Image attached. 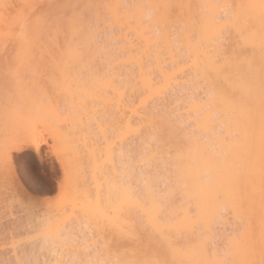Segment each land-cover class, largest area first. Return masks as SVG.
<instances>
[{
	"label": "bare ground",
	"instance_id": "1",
	"mask_svg": "<svg viewBox=\"0 0 264 264\" xmlns=\"http://www.w3.org/2000/svg\"><path fill=\"white\" fill-rule=\"evenodd\" d=\"M261 3L262 0H0V65H3L2 60L10 63L13 59L16 69L28 65L32 59L84 60L99 51L102 54L106 49L103 50V46L94 39L98 29L94 28L102 25L112 30L105 32L104 41L116 43V48L111 46L103 54H109V58L116 61L121 58L120 63L123 59V66L133 63L141 69V58L152 56L156 49H150L156 45L165 46L169 56L176 60L181 51L173 49V42L165 30L171 23L168 14L175 9L187 14L183 18L187 21V31L197 33L196 40H192L187 32L181 40L186 56L193 58L195 71L190 82L197 83L201 77L206 81L208 99L202 103L195 101L190 106L197 110L191 114L195 118L190 121L196 123V128L202 133L201 138L198 134L196 137L193 130L190 133L187 130L189 134L185 131L186 140L183 134L185 150H180L184 154L177 152L179 157L173 155L177 165L171 179L169 175L165 176L170 179H166V183L171 185L166 186V191L161 190L165 182L161 180L162 186L160 180H155L157 176L160 179L161 174L155 178L150 175L151 180L145 178V190L141 191L144 194L139 191L141 188L131 190L132 184H128L127 179L133 180V176L128 168H123L120 173L115 171L114 177L107 180V199L110 201L112 196H117L121 197L117 201L125 203L128 209L135 206L140 212L136 214L140 215L137 227L143 230L137 235L135 226L128 219L133 217V212H127L130 217L124 212L125 226L129 228L120 223L125 231L133 230L138 246L130 244L134 240L129 235L131 232L123 234V238H131L125 242L129 240V246L135 248L125 246L123 257L117 259L118 264H249L250 261L259 264L264 259V9ZM61 5L78 7L67 9ZM152 22L158 23L162 34L152 33ZM148 28H151V33ZM113 29L118 34L114 32L116 35H111ZM225 29L229 34L224 38L222 32ZM225 39L236 41L232 52L226 50L224 42L228 41ZM120 41L124 44L121 45ZM157 55L155 53V57ZM118 64L114 66L118 67ZM142 80L143 89L153 92L149 78ZM176 95H173L175 100ZM0 97L1 102L4 97ZM141 100L139 107L144 111L150 109L141 107L147 102L146 98L145 102L143 98ZM12 105V109L7 107L6 111L3 109L1 112L0 108V138L5 137L4 142L15 139L12 150L19 151L32 145L38 151L46 142L33 139L32 134L28 136L30 131L23 127V121L25 126L24 118L29 117L24 115L25 112L23 117L16 105ZM156 106L151 108L156 110ZM31 107L33 109V105ZM136 107L129 108L131 115L142 111L137 114L147 117L139 107L136 111ZM155 110L153 113L147 110L146 114H153V117L158 113ZM188 117L191 119L189 114ZM29 119L27 123L32 122ZM126 119L125 124L130 126V117ZM19 136L31 140L16 141ZM137 139L133 144H121L117 151L119 158L128 155L126 153L134 145L142 147L147 142L146 138ZM120 182L124 185L127 182L129 187ZM156 182L160 183L159 191ZM118 184L123 191L117 192ZM155 186L158 187L156 190ZM57 226L54 228L41 223V233L45 238L40 248L47 251L57 248L60 251L58 247L76 235L74 226L63 231H58Z\"/></svg>",
	"mask_w": 264,
	"mask_h": 264
},
{
	"label": "rangeland",
	"instance_id": "2",
	"mask_svg": "<svg viewBox=\"0 0 264 264\" xmlns=\"http://www.w3.org/2000/svg\"><path fill=\"white\" fill-rule=\"evenodd\" d=\"M168 15L171 16V23L165 30L168 38L173 42V49L181 51V54L176 56V60L169 56L165 46L156 45L150 50H158L159 52L155 51L158 55L155 57L154 51L152 56L144 55L141 58V69L133 63L123 66V59L122 64L119 61L121 58L117 60L121 64L119 65L116 60L109 58V54H103L113 46L116 48V43L112 41L114 44H111L112 42L108 44L106 40L104 41L105 32L112 30L111 27L105 28L102 24L101 27L94 28H98L94 38L98 41L95 40L96 43L103 46V50L106 49L102 54H99V51L88 55L89 58L84 60L32 59L29 60L28 65L18 69L15 68V60L11 59L14 62L10 60V63L8 60H2L0 96L4 98L0 102L1 112L7 107L11 108L12 104V107L16 105L22 116L25 112L24 115L31 118H27L32 121L31 123H27V119L24 118L27 124L25 126L23 121V127L30 131L28 136L31 137L32 134L33 139L46 143L42 144L38 151L32 145L17 151L12 150L15 139L4 142L5 137L0 138L2 144L0 145V264H13L18 260L36 261V264L105 260L110 264H116L117 259L123 257L121 254L125 246L131 249L135 248L132 246H138L134 235L143 231L137 227L140 215L136 214L140 212H137L135 206L128 209L125 203L117 201L121 197L112 196L110 202L106 194L107 180L114 177L115 171L120 173L123 168L124 170L128 168L130 175L133 176L132 181L127 179L128 184H132L130 189L141 188L139 191L144 192L146 182L144 180L146 177L151 180L150 175L155 178L161 174L162 179L158 176L155 179L160 180L161 184V180L167 182L165 176L169 175L171 179V173L173 174V169H176L177 165L176 156L179 157L180 153L184 154L182 152L185 150L183 140L184 138L186 140L185 131L189 134L193 130L196 137L199 135L200 138L202 135L196 128V123H191L193 121L191 114L197 110L191 109L190 106L195 101L202 103L208 99H206L208 96L206 81L202 77L197 83L190 82L195 71L193 58L187 57L182 48L181 38L184 33H189L192 40L197 39V33L187 31V21L183 19L187 16L186 13L175 9ZM155 22L150 26L152 30L151 28L147 30L162 34L158 23ZM114 32L115 29L111 35H116ZM116 33L118 34V31ZM228 34L226 29L222 32L224 38ZM227 41L224 42L228 48L226 50L232 52L236 41L230 39ZM119 43L124 44L121 41ZM116 63L118 67L114 66ZM143 78H149V83L153 84V92L150 89L151 93L143 89ZM109 81H112L111 84ZM173 95L179 97L175 100ZM142 98L143 101L146 98L147 102L141 104V107L150 108L147 109L150 112H154L155 109L152 108L156 104V108L160 107L155 110L158 111L154 113L155 116L152 117L153 114L149 111L152 115L146 114L147 110L144 111L139 107ZM8 100L10 103H7ZM127 104L131 105L128 107ZM150 105L153 107L151 108ZM136 106L140 111L142 109L148 118L142 117L143 114L139 115L142 111L140 113L138 111L139 114L136 115L132 112L131 115L130 109ZM138 107L135 108L136 111L139 110ZM28 110L30 111L27 112ZM188 114L191 119H188ZM195 115L198 116L197 113ZM126 117L128 119L130 117L128 120L130 126L128 123L127 126L125 124ZM149 118H152L151 121L148 120ZM19 137L16 141L31 140L25 136V138ZM137 138L141 140L146 138L147 142L142 147L134 145L130 148L131 151L126 153L128 155L119 158L117 151L121 144H133L137 142ZM180 149L183 151L181 152ZM152 152L155 156H152L154 154ZM177 152L179 155H176ZM157 171L160 173L157 174ZM165 183H163L164 188H161L162 191H166V186H171L167 184L168 182L167 185ZM159 184V188L156 185L155 190L157 188L158 191L160 190ZM120 189L118 184L117 192H120ZM142 192L141 194H144ZM176 192L178 194V191ZM164 194L166 196L165 192ZM178 197L180 198L178 195L173 198ZM107 202L110 204L108 205ZM117 209H120L119 212ZM130 210L133 212L131 214L133 217L128 219H131L130 223L135 226V233L133 230H128L131 232L129 234L127 231L129 227L125 226V218L131 216L127 214V212L131 213ZM120 222L127 228L126 231ZM41 223L53 225L54 228L58 224V231L74 226L76 235L70 238L67 244L60 245L58 247L60 251L57 248L47 251L40 248L45 238L41 233ZM132 226L131 229H134ZM125 233L133 237L132 243L128 236H125L129 239L125 242L126 239L123 238ZM129 243L136 245L129 246Z\"/></svg>",
	"mask_w": 264,
	"mask_h": 264
},
{
	"label": "snow or ice",
	"instance_id": "3",
	"mask_svg": "<svg viewBox=\"0 0 264 264\" xmlns=\"http://www.w3.org/2000/svg\"><path fill=\"white\" fill-rule=\"evenodd\" d=\"M60 7H64L67 9H73L75 7H78L76 5H61ZM261 8L264 9V0H262ZM13 264H36V261H30V260H18L13 262ZM68 264H110V262L105 260H88V261H77V262H68ZM147 264H153V262H147ZM249 264H256L255 261H250ZM259 264H264V259H262Z\"/></svg>",
	"mask_w": 264,
	"mask_h": 264
}]
</instances>
